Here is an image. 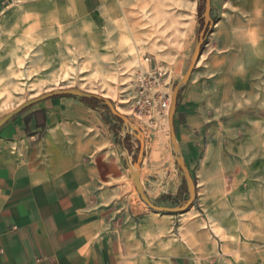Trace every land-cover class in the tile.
<instances>
[{"label": "rangeland", "instance_id": "374dc122", "mask_svg": "<svg viewBox=\"0 0 264 264\" xmlns=\"http://www.w3.org/2000/svg\"><path fill=\"white\" fill-rule=\"evenodd\" d=\"M39 2H0V119L53 90L73 87L107 97L127 118L114 115L104 101L93 100L98 131L109 132L117 148L112 155L118 158L120 153L125 162L121 196L110 207L115 219L127 226L144 212L169 215L173 227L159 238L168 236L175 243L186 242L188 236L217 242L234 239V234L264 243V232L257 229L254 233L225 231L246 222L247 216L238 213L247 204L254 209L256 228L262 225V73L243 81L252 87L234 86V70L201 77L210 80L205 104L208 131L204 132L200 158L189 167L197 197L188 210L151 209L142 200L127 165L139 164L141 182L153 203L176 206L189 198L171 141L170 108L167 112L158 102L141 107L136 96L138 77L143 73L151 81L150 93L166 94L172 101L204 26L206 0H121L124 7L105 9L95 17L76 15L75 7ZM213 28L208 30L194 75L210 63L213 50L208 36ZM124 146L127 151L121 155ZM203 231H207L206 238H198Z\"/></svg>", "mask_w": 264, "mask_h": 264}, {"label": "crops", "instance_id": "0c3cea01", "mask_svg": "<svg viewBox=\"0 0 264 264\" xmlns=\"http://www.w3.org/2000/svg\"><path fill=\"white\" fill-rule=\"evenodd\" d=\"M39 1L90 17L125 6L121 0ZM210 15V63L179 91L174 114L188 167L200 158L208 131L210 80L201 77L234 70V86L248 87L253 84L243 81L257 73L264 79V0H211ZM95 113L79 96L56 95L0 127V264H264V243L242 235L175 243L159 238L173 227L169 215L144 212L127 226L115 219L110 207L120 199L125 162L112 155L117 148L108 131H98ZM240 210L246 222L225 231L264 232V213L256 228L254 209Z\"/></svg>", "mask_w": 264, "mask_h": 264}, {"label": "water", "instance_id": "95a60500", "mask_svg": "<svg viewBox=\"0 0 264 264\" xmlns=\"http://www.w3.org/2000/svg\"><path fill=\"white\" fill-rule=\"evenodd\" d=\"M211 12V0H206L205 4V12H204V26L200 30L197 40H196V45L194 52L191 57V62L189 64V67L183 77L180 79V81L177 83V85L174 88L173 95H172V101H171V106L169 110V124H170V129H171V141L173 145V149L176 153V158H177V163H178V169L181 172L182 175L185 176L186 181H187V186H188V191H189V198L181 202L179 205L176 206H165V205H159L155 204L152 202L150 197L148 196L147 192L144 189V186L141 182V174L139 168V164L135 163L134 165H129V168L131 170V177L140 193V196L142 200L149 205L151 209L157 212H184L188 210L196 201L197 197V187H196V182L194 178L192 177L189 167L186 165L185 159L183 155L181 154V149L177 140V135L175 131V126H174V114L176 111V105H177V98H178V92L180 88L190 79V76L195 68V66L198 63V60L200 58L202 48L204 46L208 30L212 27L213 25V20L210 15ZM56 95H75L79 96L82 98H88V99H97V100H102L104 101L111 109L114 115L121 117L122 119L126 120L127 118L121 114L113 105L112 101L104 97L100 94L94 93V92H89V91H84L82 89L78 88H64V89H58V90H53L49 91L46 93H43L33 99H30L29 101L23 103L16 109L12 110L11 112L7 113L0 119V127L7 122L11 117H13L15 114L21 112L22 110L26 109L27 107L41 101L44 99H47L52 96Z\"/></svg>", "mask_w": 264, "mask_h": 264}, {"label": "built area", "instance_id": "2783aa9c", "mask_svg": "<svg viewBox=\"0 0 264 264\" xmlns=\"http://www.w3.org/2000/svg\"><path fill=\"white\" fill-rule=\"evenodd\" d=\"M138 80L140 83H138V95L136 96V103L139 104L141 107L144 108H150L152 107L156 102L160 104L161 109L168 112L171 101L170 98H167L166 94H158L150 93L149 89L153 88L152 85H150V80L147 79L146 74H140L138 77ZM154 81V80H152Z\"/></svg>", "mask_w": 264, "mask_h": 264}, {"label": "trees", "instance_id": "16d2710c", "mask_svg": "<svg viewBox=\"0 0 264 264\" xmlns=\"http://www.w3.org/2000/svg\"><path fill=\"white\" fill-rule=\"evenodd\" d=\"M82 100L84 102H86L88 105L90 106H94V101L93 100H96V99H88V98H82ZM97 101V100H96Z\"/></svg>", "mask_w": 264, "mask_h": 264}]
</instances>
